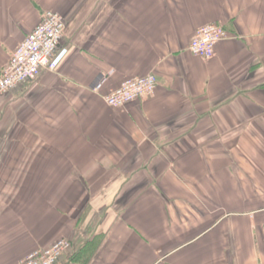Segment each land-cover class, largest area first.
<instances>
[{"label": "crops", "instance_id": "1", "mask_svg": "<svg viewBox=\"0 0 264 264\" xmlns=\"http://www.w3.org/2000/svg\"><path fill=\"white\" fill-rule=\"evenodd\" d=\"M48 11L68 57L0 93V264L61 239L60 264L264 263V0H0V71Z\"/></svg>", "mask_w": 264, "mask_h": 264}, {"label": "built area", "instance_id": "2", "mask_svg": "<svg viewBox=\"0 0 264 264\" xmlns=\"http://www.w3.org/2000/svg\"><path fill=\"white\" fill-rule=\"evenodd\" d=\"M65 30L66 22L61 14L46 12L41 22L16 48L0 71V93L4 94L19 85L35 82L44 71H59L69 55L68 48L61 46ZM226 38L227 32L223 27L217 24L203 26L192 38L189 52L205 61L212 60L216 55V46ZM105 81L103 77L93 90L100 92ZM157 87L158 79L154 74L137 76L125 80L103 98L109 107L119 110L131 103L148 99ZM70 248V242L61 239L46 249L33 252L19 264H60L63 255Z\"/></svg>", "mask_w": 264, "mask_h": 264}]
</instances>
